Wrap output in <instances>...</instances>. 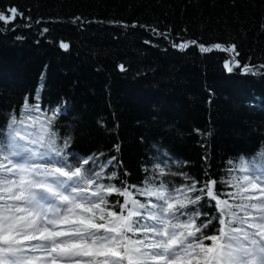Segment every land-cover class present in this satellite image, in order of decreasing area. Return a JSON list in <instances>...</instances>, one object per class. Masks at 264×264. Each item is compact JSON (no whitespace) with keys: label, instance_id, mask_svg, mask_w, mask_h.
Here are the masks:
<instances>
[{"label":"trees","instance_id":"16d2710c","mask_svg":"<svg viewBox=\"0 0 264 264\" xmlns=\"http://www.w3.org/2000/svg\"><path fill=\"white\" fill-rule=\"evenodd\" d=\"M12 7L24 18L0 22V129L39 90L41 109L59 110L53 128L58 143L71 138L70 162L94 157L86 168L138 187L159 164L170 186L187 183L186 173L216 179L218 194L233 191L221 181L240 157L264 150V0H0L9 17ZM193 40L235 44L256 75L227 73L228 53L172 46Z\"/></svg>","mask_w":264,"mask_h":264},{"label":"snow or ice","instance_id":"6c2138e0","mask_svg":"<svg viewBox=\"0 0 264 264\" xmlns=\"http://www.w3.org/2000/svg\"><path fill=\"white\" fill-rule=\"evenodd\" d=\"M10 13L0 11V22L24 18L15 7ZM191 45L201 54L228 53L222 65L227 73L242 68L256 75L248 64L241 66L235 44H172L181 52ZM59 47L67 51L69 44L61 41ZM39 98V90L36 103L26 98L19 116L13 114L0 129V264H264V150L251 159L240 157L228 169L221 183L231 192L218 194L216 179L201 182L186 173L181 175L187 183L170 186L159 164L143 186L129 185L116 171L105 175L86 168L94 157L70 162L71 138L58 143L53 128L59 110L49 115ZM114 147L120 151L119 144ZM113 161L115 156L107 163ZM234 171L240 175H231ZM116 180L119 185L111 183ZM113 194L123 202L109 201ZM210 226L212 232H206Z\"/></svg>","mask_w":264,"mask_h":264}]
</instances>
